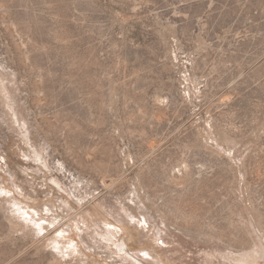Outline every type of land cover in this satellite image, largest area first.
<instances>
[{
	"label": "rangeland",
	"instance_id": "1",
	"mask_svg": "<svg viewBox=\"0 0 264 264\" xmlns=\"http://www.w3.org/2000/svg\"><path fill=\"white\" fill-rule=\"evenodd\" d=\"M0 264H264V0H0Z\"/></svg>",
	"mask_w": 264,
	"mask_h": 264
}]
</instances>
